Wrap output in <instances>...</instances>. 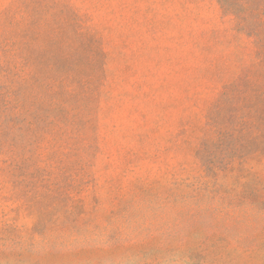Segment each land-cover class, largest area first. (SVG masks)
<instances>
[{"label": "rangeland", "instance_id": "374dc122", "mask_svg": "<svg viewBox=\"0 0 264 264\" xmlns=\"http://www.w3.org/2000/svg\"><path fill=\"white\" fill-rule=\"evenodd\" d=\"M0 264H264V0H0Z\"/></svg>", "mask_w": 264, "mask_h": 264}]
</instances>
